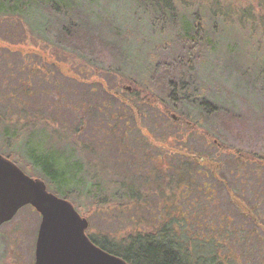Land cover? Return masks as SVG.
Masks as SVG:
<instances>
[{"label": "rangeland", "instance_id": "obj_1", "mask_svg": "<svg viewBox=\"0 0 264 264\" xmlns=\"http://www.w3.org/2000/svg\"><path fill=\"white\" fill-rule=\"evenodd\" d=\"M63 1L73 18L86 17L105 34L118 31L126 59L112 67L110 61L78 56L39 31L46 24L47 0H22L15 15L0 14V40L17 47L7 53L0 45V154H11L25 173L38 177L28 164L37 150L58 183L80 180L72 197L99 240L127 242L168 224L184 236L195 264H213L212 252L221 264H264V159H255L264 156V8H258L264 0H170L172 13L160 7L161 0ZM194 19L213 24L216 36L207 59L189 67L197 101L246 111L255 130L244 131L240 124L233 132L219 128L217 135L213 130L209 135L206 125L191 124L189 130L178 122L184 110L165 114L164 105L140 93L155 48ZM114 94L143 109L145 118L136 121L119 110ZM128 94L145 100L141 104L140 96ZM242 131L241 154L219 151L218 144L235 147ZM146 134L151 143L141 138ZM85 146L90 154L82 152ZM247 151L256 161L237 167ZM197 156L218 163L217 175L225 182ZM122 179L139 198L121 191ZM51 185L46 187L53 192ZM83 185L93 202L77 195ZM228 188L254 210L259 225ZM40 221L27 205L0 225V264H33Z\"/></svg>", "mask_w": 264, "mask_h": 264}, {"label": "trees", "instance_id": "obj_2", "mask_svg": "<svg viewBox=\"0 0 264 264\" xmlns=\"http://www.w3.org/2000/svg\"><path fill=\"white\" fill-rule=\"evenodd\" d=\"M20 1L22 0H0V8L2 9L8 5L5 12L15 15L17 12L15 11L16 6ZM161 1L163 3L160 7L164 8L166 13H172L173 7L170 5V0ZM63 3V0H47V3L43 7L47 16L45 18L46 24L45 27L40 25L39 31L43 30L47 35L56 38L59 43L69 48L71 52L77 53L78 56L84 57L89 55L95 60L103 59L107 63L110 61L111 64L108 65L112 67L117 66L126 59L124 40L118 31L112 30L111 33L105 34L102 30L100 31L98 28L97 30L94 27L95 24L90 19L86 17L80 20L73 18L69 11L62 9ZM258 8H264V4L259 5ZM24 9L25 7L23 6ZM39 23L36 25H39ZM214 31L213 24L208 22L202 23L194 19L193 23L183 25L182 29L172 38L158 45L146 67L147 71L145 72H147V75L142 81L140 93L146 94V96L149 95L154 102H160L164 105L165 114L170 111L178 112L184 110L185 113L182 115L185 116L181 118V122L189 123L188 125L183 124L189 130L191 129V124L198 128L206 125L209 135L210 130L211 132L212 130L216 132L217 135L219 128L233 132L237 130V124H240L244 131L245 129L249 130V128L255 130L254 125L257 123L253 122L248 112L218 107L215 104H208L204 99H200V102L197 101L199 95L194 92L195 81L189 67L198 63V61H205L215 48L216 36H214ZM14 48L17 47L15 46ZM172 112L171 115L173 117L174 114ZM262 122L261 128L264 129V113ZM249 125L254 127H249ZM244 131L238 135V140H242L241 134ZM240 140L235 147L218 144L219 151L228 150V154H231L232 151L234 156L236 153L241 154L245 146ZM34 151L37 152V150ZM35 152H33L35 155L30 154L32 156H30L28 163L33 169L32 173H35L39 178L41 177L46 186L47 184L49 186L52 184L51 188L53 189L51 190L55 195L63 197L70 202L72 201L75 207H77L78 200L72 197V195L76 192L74 187L79 186L77 183H80V180L71 185L61 184V181L58 183V176L54 173L53 167L45 165L41 161V158H45V156L41 154L37 155ZM249 154L250 152L247 151L244 155H240L242 160L237 162L236 166H247L253 163V161L258 160L262 162L264 159L262 156H257L255 160ZM5 156L12 161L15 159L11 154L6 153ZM200 158L201 160L199 161L201 163L203 161L207 168L213 166L212 161L203 156ZM123 181L124 179L120 182L122 186L121 191L124 194L129 193L131 188L129 184H126V187ZM83 186L84 188L81 193L78 192L79 194L77 195L93 202L94 195H91L88 186ZM227 190L230 193V198L234 199L235 204L241 208L246 217L250 218L254 224L259 225V222H257L259 218L254 210L251 207L247 208L242 200L236 199L229 188ZM130 194L132 198H139L138 195L136 196L132 192ZM165 225L169 226L168 224ZM165 225L163 224L161 230L155 233H139L134 237H129L127 238V242L108 244L107 242L97 240V244L104 250L122 257L128 264H193L194 262L190 258V247H187V242L185 238L183 239L184 236L176 231L177 228L169 226L172 229L171 233L170 229ZM209 257V261H213V264H221V261L215 262L217 258L216 253L212 252Z\"/></svg>", "mask_w": 264, "mask_h": 264}, {"label": "water", "instance_id": "obj_3", "mask_svg": "<svg viewBox=\"0 0 264 264\" xmlns=\"http://www.w3.org/2000/svg\"><path fill=\"white\" fill-rule=\"evenodd\" d=\"M27 205L40 214L41 220L34 264H128L88 239L85 233L88 221L72 202L48 191L41 178L31 177L0 154V225Z\"/></svg>", "mask_w": 264, "mask_h": 264}, {"label": "flooded vegetation", "instance_id": "obj_4", "mask_svg": "<svg viewBox=\"0 0 264 264\" xmlns=\"http://www.w3.org/2000/svg\"><path fill=\"white\" fill-rule=\"evenodd\" d=\"M261 5V4H260ZM7 6L8 5H6V6H4L2 9L0 8V13L1 14H3V13H5L4 15H8L5 11H7ZM0 45H1V47L2 48H4L5 49V51L7 52V53H9V52H14V45H12V43H8L7 41H5V40H0ZM129 96L128 97H130V98H133L134 96H140V99H139V101H140V103L142 104V101H144L145 100V97L142 99V95L141 94H139V95H137V94H128ZM113 96H116V98H118L119 99V106H117L118 108H119V110H122V112L123 111H125L126 113H128L127 115H129L130 114V116L131 117H133V119H135L136 121L138 120L137 118L139 117H142V118H145V115H144V112H143V109L141 110V108H138L137 106H135V104L134 103H132L131 102V100L130 101H128V99L127 98H124V96L123 95H117V94H114ZM159 103V102H158ZM18 106V105H17ZM3 116L4 117H6V116H8L9 114H8V111H9V107H4L3 108ZM13 111V110H12ZM12 115H15L14 114V111H13V113H12ZM11 115V116H12ZM2 116V117H3ZM1 119V118H0ZM178 122H180L181 124H189V123H187V122H181L180 120H178ZM125 124L126 125H128L129 124V120H128V118L125 120ZM136 125V124H135ZM113 129V128H112ZM125 129L127 130L128 128L127 127H125ZM114 130V129H113ZM142 132V131H141ZM143 133V132H142ZM143 140H145V141H147L148 143H151V141H148L147 140V134H146V136L145 135H143L142 137H141ZM214 142H216V141H214ZM158 146V145H157ZM162 146V145H161ZM89 146H85L84 148H83V150H82V152H86V154H90L91 152H89V151H91V150H89V148H88ZM160 148V147H159ZM161 149V153L163 152V149L162 148H160ZM124 150L125 149H119L118 151H119V153H121V152H124ZM225 151V150H224ZM223 151V152H224ZM226 152H229V151H226ZM182 155H184V152H182L181 153ZM147 153H146V159H147ZM161 158L163 157L162 156V154H161V156H160ZM262 157H264L263 155H262ZM88 158V157H87ZM197 158H199V159H197ZM197 158H196V160H201V158H200V156H197ZM150 159H152L151 158V155H150ZM108 164V162L107 161H103V165H107ZM104 167L102 166V169H103ZM207 169H211V172H212V174L214 175V174H216L215 176V179L218 181V182H221L222 181V183H224L225 181H223L222 179H220V177L217 175V171L219 170V169H221V166L218 164V163H216V162H213V166L212 167H208ZM197 172H198V170H197ZM88 180L89 181H91L92 180V177H88ZM77 181H79L78 179H77ZM88 181V182H89ZM45 183V182H44ZM89 184V183H88ZM90 185V184H89ZM224 185V184H223ZM45 187H46V184H45ZM48 190V189H47ZM53 193V192H52ZM89 198H90V195H89ZM72 202V201H71ZM72 204L74 205V203L72 202ZM74 208H76L77 209V211H78V213L80 214V216L83 218H85V219H87V221H88V225H87V227H86V229H85V233H86V235H87V237H88V239L89 240H91V242L95 245H97V246H99L97 243V240H99V239H97L96 237H94L93 235H91L90 233H89V229H88V227H89V220H88V218H86L85 216H82L81 215V213L79 212V210H78V208L77 207H75V205H74ZM100 242H107L108 244H110V243H113V241L112 240H110V239H106V240H99ZM35 245H36V243H35ZM100 247V246H99ZM101 248V247H100ZM101 249H103V248H101ZM34 250H35V248H34ZM104 250V249H103ZM104 251H106V250H104ZM109 252V251H108ZM122 258V257H121ZM34 259H35V256H34ZM33 264H34V262H33Z\"/></svg>", "mask_w": 264, "mask_h": 264}]
</instances>
